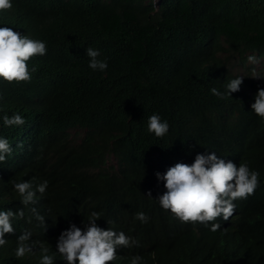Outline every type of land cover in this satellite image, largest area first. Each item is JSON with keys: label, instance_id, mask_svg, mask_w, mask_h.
Segmentation results:
<instances>
[{"label": "trees", "instance_id": "1", "mask_svg": "<svg viewBox=\"0 0 264 264\" xmlns=\"http://www.w3.org/2000/svg\"><path fill=\"white\" fill-rule=\"evenodd\" d=\"M12 5L0 11V27L45 42L47 51L27 61L29 81L0 78V138L12 147L0 162V211L25 213L12 220L15 233L5 234L0 264H39L40 244L15 257L20 234L30 231L52 255L60 233L70 224L83 231L92 212L99 213L98 226L106 222V230L139 241V247H120L119 258L139 255L141 264H166L170 253L173 264H188L190 222L160 206L156 198L166 189L155 173L176 163L191 165L207 152L225 161L235 155L259 172L257 195L241 203L234 221L264 245V119L232 95L220 99L211 93L224 92L223 79L234 77L233 66L242 67L255 54L264 58V0H160L156 9L152 0H12ZM89 47L107 60L105 71L89 68ZM15 114L25 124L5 126L3 116ZM153 114L169 125L162 138L148 131ZM72 129L82 131L79 139L70 137ZM108 153L116 160L110 168L104 161ZM45 180L57 228L50 238L39 234L30 211L42 209L23 205L13 187L29 181L35 191ZM137 212L148 222L135 219ZM210 232L206 248L217 264H225L217 246L221 233ZM61 258L55 256L54 264H66Z\"/></svg>", "mask_w": 264, "mask_h": 264}, {"label": "clouds", "instance_id": "2", "mask_svg": "<svg viewBox=\"0 0 264 264\" xmlns=\"http://www.w3.org/2000/svg\"><path fill=\"white\" fill-rule=\"evenodd\" d=\"M154 5V0H152ZM160 0H157L159 5ZM12 0H0V11L12 8ZM46 44L43 41L33 40L10 27H0V78L11 83L13 81H29L30 73L27 61L33 56L46 54ZM255 54V53H254ZM89 57V68L93 71H105L108 67L107 60L98 59L100 51L93 48L86 49ZM256 57L249 56L242 67L232 74L233 78L223 79L220 92L216 88L211 93L220 99L232 95L241 100L238 105L251 110L254 116L264 119V87L260 81L264 78V67L257 66ZM262 58V57H260ZM35 71V68L32 69ZM228 76V75H227ZM25 119L15 114L11 117L3 116L5 126H22ZM148 131L156 137L162 138L169 131L167 121H163L158 114L148 118ZM251 138V143H252ZM250 143V148H251ZM247 148V143L244 144ZM12 153V147L6 138H0V162H6ZM237 156H226V161L217 156L215 152L197 154L191 165L176 163L164 174L155 173L157 181L164 182L166 191L156 198L160 206L170 210L181 222H190L189 231L193 236L192 255L186 258L188 264H217V260L207 250V236L210 231H218L221 238L218 247H221L220 256L225 264H264V245L252 240L251 234L241 231L236 224V214L242 202L247 203L257 194L259 172L250 170L248 163L241 161ZM48 181L37 183L35 191L29 181L13 183L14 189L21 196V203L25 206L35 204L40 207L41 214L35 207L30 211L39 221V234L50 238L56 233L57 228L52 223L47 201ZM37 195V198H36ZM151 196V193H148ZM37 200V201H36ZM24 210L13 211L7 209L0 211V246L7 243L5 234H14L12 224L14 219H23ZM222 218V220L218 219ZM100 219L99 213L92 212L83 231L75 224H70L67 230L60 233L55 252L49 255V248L37 241L30 231L25 230L17 237L15 257L23 258L34 251L40 244L42 256L39 264H54L55 256L63 257L66 264H141L143 258L133 256L129 261L117 256L120 247H139V241L127 236L124 232H117L111 228L105 229L106 222L100 226L96 221ZM135 219L141 223L148 222V216L137 212ZM221 226L224 228L220 229ZM226 229V230H225ZM209 230V231H208ZM230 233V234H229ZM31 236H33L31 238ZM219 239V236L217 237ZM262 246V247H261ZM61 255V256H60ZM168 262L173 264V257L168 253ZM194 261V262H193ZM187 264L185 262H181Z\"/></svg>", "mask_w": 264, "mask_h": 264}, {"label": "rangeland", "instance_id": "3", "mask_svg": "<svg viewBox=\"0 0 264 264\" xmlns=\"http://www.w3.org/2000/svg\"><path fill=\"white\" fill-rule=\"evenodd\" d=\"M157 5V0H154V6H156ZM256 59H257V63H255L258 67L259 66H262V67H264V58H260V57H256ZM237 70V68L235 67V68H233L232 69V74L235 72ZM82 135V131L80 130V129H72L71 131H70V137H72V139H79L80 138V136ZM105 165L107 166V167H112V166H114L115 165V163H116V160H115V157H114V155L112 154V153H108V154H106L105 155Z\"/></svg>", "mask_w": 264, "mask_h": 264}]
</instances>
